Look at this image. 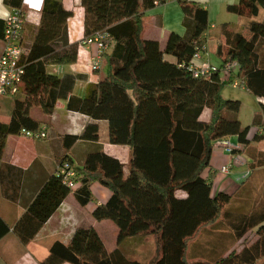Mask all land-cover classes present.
<instances>
[{
  "label": "trees",
  "instance_id": "16d2710c",
  "mask_svg": "<svg viewBox=\"0 0 264 264\" xmlns=\"http://www.w3.org/2000/svg\"><path fill=\"white\" fill-rule=\"evenodd\" d=\"M167 1L81 0L85 36L106 32L115 46L104 55L106 77L89 83L85 97L79 98L73 90L85 75L60 77L48 72L51 65H73L78 60L79 44L70 42L68 27L74 12L61 1L45 0L41 23L22 58L25 74L18 93L21 99L18 95L14 98L10 122L0 121V161L8 137L21 135L23 130H40L41 122L32 116V109L40 108L44 115H51L60 101H66L68 111L95 121L81 136L66 135L63 140L67 152L78 141L95 143L82 168L76 169V183L80 184L74 192L76 200L85 207L92 201L93 184L108 188L111 198L94 210L93 217L98 222L114 223L119 237L118 248L109 252L95 229H79L69 246L55 242L41 264H143L119 248L125 240L141 235L156 241L157 256L152 264H257L264 258V214L229 212L233 197L225 193L212 197V182L203 176L217 144L232 137L242 148L251 143V128L243 127L239 120L241 102L222 97L226 83L221 79V68L237 62V77L246 90L264 98V61L260 56L264 20L251 21L238 33L223 25L228 47L223 66L210 79L195 78L189 65L196 49L204 45L202 36L210 27L208 10L180 0L186 34L172 33L162 49L158 41L144 39L143 32L148 13ZM23 4L24 0H4L5 6L25 13ZM263 8L264 0H239L227 10L254 19L260 17ZM4 28L5 23H1L0 35H4ZM245 31L251 38L244 36ZM221 52L220 47L218 54ZM166 57H173L175 62ZM205 111L210 112L207 122L202 120ZM101 121L108 124L110 144L130 148L128 175L124 165L97 144V122ZM253 124L264 127V107ZM263 140L264 135L253 138L254 142ZM66 153L59 164L67 158L73 164ZM231 153L237 150L232 148ZM254 166H264V158ZM178 192L187 196L180 197ZM71 193L57 173L51 176L14 227L19 241L29 244ZM221 217L236 240L254 230L258 240L239 254L213 262H193L187 253L190 241ZM9 231L0 218V239Z\"/></svg>",
  "mask_w": 264,
  "mask_h": 264
},
{
  "label": "crops",
  "instance_id": "0c3cea01",
  "mask_svg": "<svg viewBox=\"0 0 264 264\" xmlns=\"http://www.w3.org/2000/svg\"><path fill=\"white\" fill-rule=\"evenodd\" d=\"M58 1H61L66 9L74 12V16L68 21V27L70 42L79 44L78 60L73 65L49 66L48 72L60 77L66 74L85 75L86 79L78 81L73 90L74 96L83 98L89 83H98L106 77V65L103 60L102 68L99 71H94L91 58L96 54V47L84 48L81 46L82 39L86 37L85 16L81 0ZM185 1L200 4L209 13L210 27L202 36L207 51L203 59L197 62L200 65L208 62L216 67L223 66L225 54L228 52L225 38L222 35L223 25H229L238 33L251 21L264 20V8L258 18L234 17L227 8L237 4L239 0ZM44 4L45 0H24L25 28L23 36L28 46L32 43L33 36L41 23ZM2 11H7L10 16L14 9L5 6L3 0V5L0 7V12ZM6 20L0 19V27L1 23H5ZM183 22L184 13L180 0H168L166 4L158 5L148 13L143 38L158 41L161 48L164 49L172 33L181 36L186 34ZM244 36L251 38L248 31L244 32ZM220 47L222 52L218 54ZM260 49V56L264 61V42L260 45ZM4 50L5 42L2 34L0 35V57ZM166 59L175 62L173 57H166ZM238 73L239 68L233 69L230 79L226 74L221 73V79L226 83L222 97L241 102L239 120L243 127L251 128L249 133L251 143L248 147L242 148L238 145L236 137L229 139L232 148L237 150L236 154L229 152L222 142L217 144L212 154L210 168L204 172L203 176L212 182V197L219 193L233 197L227 207L229 212L236 215H251L254 212L264 214V166H254L256 161L264 158V140L253 141L256 134L264 135V127L253 124L254 118L262 113L264 98L254 97L246 90L245 85L235 87L233 82L239 80ZM0 97V121L9 123L15 97ZM17 97L21 99L19 95ZM32 116L41 122L40 131H44L47 138L32 140L22 134L10 136L0 161V218L10 228V231L0 239V264H41L49 257L50 249L55 242L59 241L69 246L79 229H95L106 249L109 252L116 250L119 237L117 226L110 221L98 222L93 217L94 210L98 206L106 204L112 196L111 191L99 183L91 186L92 201L85 207L81 206L76 200L75 194L71 193L29 244L23 245L16 237L13 231L14 227L25 214L27 206L32 203L48 179L56 173L60 165V157L67 152L64 147V137L66 135L81 136L86 127L95 122L86 115L68 111L66 101H60L51 115H44L40 108H34ZM209 118L210 112L205 111L202 120L207 122ZM97 123L100 126V139L97 144L103 147L105 153L118 159L124 165L125 175H128L132 156L130 148L110 144L107 122ZM94 147L95 143L93 142L78 141L66 153V156L70 157L76 167L81 169L85 157ZM225 166L229 167L228 173L221 171ZM177 195L187 196L183 192H178ZM150 238L153 237L141 235L135 237L133 239L135 241L129 244L133 248L135 246L136 251L141 255V249L146 247ZM258 238L259 236L254 230L242 240H236L234 232L225 225L223 217H221L217 223L206 226L190 241L188 258L191 257L193 262H213L218 257L241 253L245 247L255 243ZM109 239H112V242ZM155 245L154 255L143 254L152 259L150 260L151 264L157 256L156 241ZM125 254L128 255L127 252ZM257 264H264V258Z\"/></svg>",
  "mask_w": 264,
  "mask_h": 264
},
{
  "label": "built area",
  "instance_id": "2783aa9c",
  "mask_svg": "<svg viewBox=\"0 0 264 264\" xmlns=\"http://www.w3.org/2000/svg\"><path fill=\"white\" fill-rule=\"evenodd\" d=\"M25 28V13L22 10H14L5 22L3 40L5 42V50L0 57V96L3 97H16L19 93V88L22 83V78L25 74L24 65H22V58L26 54L23 46V31ZM81 46L84 48L96 47V54L91 58L92 69L99 71L102 68L104 55L109 53L115 46L114 39L106 32H97L96 34L84 37L81 41ZM207 51L206 45L198 47L194 53L189 65L195 78L210 79L219 67L211 65L206 62L204 64H197L203 59ZM237 62H229L221 68L223 72L231 78L233 69L238 68ZM235 87L244 85L243 82L236 80L233 82ZM251 131V130H250ZM257 132L258 129L256 128ZM250 133V132H249ZM22 135L32 140H42L47 138L44 131L32 132L23 130ZM249 139V135H248ZM223 145L231 152L232 144L229 140L222 142ZM76 165L70 164L68 158L64 163L60 164L56 173L62 182L71 190L72 193L77 191L80 184L76 183L78 178ZM223 173L229 172V167L225 166L221 170Z\"/></svg>",
  "mask_w": 264,
  "mask_h": 264
},
{
  "label": "rangeland",
  "instance_id": "374dc122",
  "mask_svg": "<svg viewBox=\"0 0 264 264\" xmlns=\"http://www.w3.org/2000/svg\"><path fill=\"white\" fill-rule=\"evenodd\" d=\"M234 17H236V15H234ZM23 35H24V31H23ZM23 46L25 49L28 48V45L24 41V36H23ZM51 66H56V65H51ZM0 99H1V97H0ZM133 239L134 238H129V239L125 240L123 243H121V246H120L121 250H123L124 252H127L128 256L130 257L131 260L139 261L143 264H151L150 260H152V259H150V257H146L144 255L150 256V255L155 254V252H156L155 240L153 238H150L146 247H143L141 249L142 250L141 255H139L138 252L136 251L137 250L136 247L134 246V248H133L130 246L131 244H129V243H133L135 241ZM109 240L112 242V239H109Z\"/></svg>",
  "mask_w": 264,
  "mask_h": 264
},
{
  "label": "clouds",
  "instance_id": "9594fccd",
  "mask_svg": "<svg viewBox=\"0 0 264 264\" xmlns=\"http://www.w3.org/2000/svg\"><path fill=\"white\" fill-rule=\"evenodd\" d=\"M3 5V0H0V7ZM9 13L7 11L0 12V19H8Z\"/></svg>",
  "mask_w": 264,
  "mask_h": 264
}]
</instances>
